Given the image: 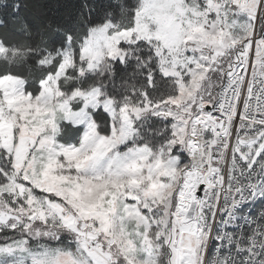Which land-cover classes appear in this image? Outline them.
Wrapping results in <instances>:
<instances>
[{"label":"snow or ice","instance_id":"6c2138e0","mask_svg":"<svg viewBox=\"0 0 264 264\" xmlns=\"http://www.w3.org/2000/svg\"><path fill=\"white\" fill-rule=\"evenodd\" d=\"M0 264H264V0H0Z\"/></svg>","mask_w":264,"mask_h":264}]
</instances>
